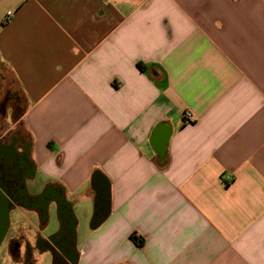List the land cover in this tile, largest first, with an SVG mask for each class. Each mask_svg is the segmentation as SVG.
I'll use <instances>...</instances> for the list:
<instances>
[{"label": "crops", "instance_id": "crops-1", "mask_svg": "<svg viewBox=\"0 0 264 264\" xmlns=\"http://www.w3.org/2000/svg\"><path fill=\"white\" fill-rule=\"evenodd\" d=\"M0 62L29 141L17 183L0 131V194L43 201L13 224L35 252L264 264V0H0Z\"/></svg>", "mask_w": 264, "mask_h": 264}, {"label": "flooded vegetation", "instance_id": "flooded-vegetation-1", "mask_svg": "<svg viewBox=\"0 0 264 264\" xmlns=\"http://www.w3.org/2000/svg\"><path fill=\"white\" fill-rule=\"evenodd\" d=\"M8 138L11 147H13L12 154L9 160L8 171L6 172L12 181H17L18 183V172L19 168L17 166L26 161L27 146L29 141L27 137L22 134L21 131L15 130L6 136ZM23 146L22 151H17L14 148ZM18 186L11 185L10 187H4L10 190L7 196L0 194V214L5 209L8 210L7 216V226L2 236V241L0 243V251L2 249V257L0 258V264H35L34 260V249L29 243V234L26 229L20 228L16 231L14 230V222L11 220L12 212H19L23 215L24 212H30L35 209L38 211H43V201L37 199L36 201H31L24 199L21 191H18ZM32 212V211H31ZM1 221V220H0ZM41 245H43L41 243ZM37 251L42 252L39 244L36 245ZM68 257L67 261H63L62 258L57 256V251L53 248L47 249L46 253L52 259V264H73L75 262V254L73 250L63 251Z\"/></svg>", "mask_w": 264, "mask_h": 264}, {"label": "rangeland", "instance_id": "rangeland-1", "mask_svg": "<svg viewBox=\"0 0 264 264\" xmlns=\"http://www.w3.org/2000/svg\"><path fill=\"white\" fill-rule=\"evenodd\" d=\"M4 76L6 79L5 82L0 85V93L1 91H9L7 96L9 108L16 111L15 107L19 106L18 108H20L23 106V97L20 95L19 90L15 84V80L11 75V73L9 72V70H5ZM14 111L13 113L11 112L10 114L9 113L7 114L6 112L4 116H2V113H0V131L10 130L11 132H13L15 130L21 129L20 123H16V117ZM17 217H18L17 212L11 213V220L14 223H16L15 221ZM54 224H55V220L53 224H51L50 228L54 229L55 226ZM2 249L0 251V258L2 257ZM34 256H35L34 257L35 264H52V259L48 254L40 253L39 251H36Z\"/></svg>", "mask_w": 264, "mask_h": 264}, {"label": "trees", "instance_id": "trees-1", "mask_svg": "<svg viewBox=\"0 0 264 264\" xmlns=\"http://www.w3.org/2000/svg\"><path fill=\"white\" fill-rule=\"evenodd\" d=\"M5 68H4V65H3V63H1L0 62V82L2 83L3 81H4V72H5ZM8 92L9 91H6V94H5V98L4 99H2L1 101H0V113H2V116H4L5 115V113H6V110H7V108H8V106H9V104H8ZM98 221V220H97ZM98 223V222H97ZM131 240L139 247V248H141V247H143V245H144V242H143V239H139L136 235H132L131 236Z\"/></svg>", "mask_w": 264, "mask_h": 264}, {"label": "water", "instance_id": "water-1", "mask_svg": "<svg viewBox=\"0 0 264 264\" xmlns=\"http://www.w3.org/2000/svg\"><path fill=\"white\" fill-rule=\"evenodd\" d=\"M2 210V209H1ZM0 210V211H1ZM7 216H8V210L5 209L4 211H2V213L0 214V243L2 241V236L4 235V232L6 230V226H7Z\"/></svg>", "mask_w": 264, "mask_h": 264}, {"label": "built area", "instance_id": "built-area-1", "mask_svg": "<svg viewBox=\"0 0 264 264\" xmlns=\"http://www.w3.org/2000/svg\"><path fill=\"white\" fill-rule=\"evenodd\" d=\"M13 17V13L12 12H8L6 17H5V22L8 23ZM184 119H185V122L186 123H191L193 122V116H192V113L190 112H185L184 113Z\"/></svg>", "mask_w": 264, "mask_h": 264}]
</instances>
